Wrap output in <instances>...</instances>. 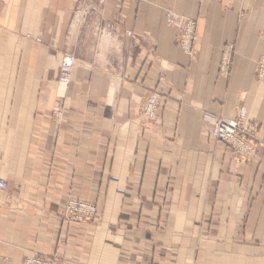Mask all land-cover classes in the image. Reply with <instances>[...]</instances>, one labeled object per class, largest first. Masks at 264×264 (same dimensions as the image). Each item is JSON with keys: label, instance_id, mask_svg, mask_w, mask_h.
I'll use <instances>...</instances> for the list:
<instances>
[{"label": "crops", "instance_id": "1", "mask_svg": "<svg viewBox=\"0 0 264 264\" xmlns=\"http://www.w3.org/2000/svg\"><path fill=\"white\" fill-rule=\"evenodd\" d=\"M81 2L0 0V264H264V148L237 163L208 119L244 104L264 137V0H100L97 18ZM166 9L197 21L194 57ZM151 91L163 99L146 125ZM70 198L99 219L66 221Z\"/></svg>", "mask_w": 264, "mask_h": 264}, {"label": "built area", "instance_id": "2", "mask_svg": "<svg viewBox=\"0 0 264 264\" xmlns=\"http://www.w3.org/2000/svg\"><path fill=\"white\" fill-rule=\"evenodd\" d=\"M167 24L171 27L177 28L179 30L178 42L180 46L190 53L192 49V44L195 40L196 32V21L185 16H182L175 11H167ZM30 37V36H29ZM75 58L72 56H65L62 60V71L65 73L63 82L66 85L69 82L70 74L72 68L75 64ZM161 96L159 94H151L143 108V115L147 120L156 119ZM237 120L220 118L217 120L215 132L212 135L222 142L233 146L241 155L251 158L253 149H255L254 143H247L245 139L244 132L239 129L243 120L247 119V110L245 108L240 109L238 112ZM243 134V135H242ZM242 135V136H241ZM232 147V149H234ZM8 188V182L5 179H0V189L6 191ZM61 215L68 222H78V223H94L99 217V211L97 204L93 201L82 200L77 198H70L67 200ZM23 264H70L68 260L64 258H58L55 256H46L40 254H31L27 257Z\"/></svg>", "mask_w": 264, "mask_h": 264}, {"label": "rangeland", "instance_id": "3", "mask_svg": "<svg viewBox=\"0 0 264 264\" xmlns=\"http://www.w3.org/2000/svg\"><path fill=\"white\" fill-rule=\"evenodd\" d=\"M81 1L82 2L80 3L79 8L77 9V12L81 13V17L84 16V17H89V18H97L98 15H99L100 0H81ZM89 1H91V4H90ZM167 11H174V10L166 9L165 10V18H167ZM182 16H184V15H182ZM92 23L89 24V25H85V28L91 29V32H90V40L91 41H95L96 45L99 47V45L101 44L102 36L104 35V33L100 32L102 30L101 26H99L98 24L97 25H94ZM197 27H198V25H197V21H196L195 40H194V43L192 44V49H190V53L191 54L187 53L191 57H194V55H195V44H196V40H197ZM172 28H174V27H172ZM175 29H177V28H175ZM128 33L131 34V32H128ZM178 37H179V30H178ZM178 37H177V43L180 46V42H178ZM233 48H234L233 45H229L227 47V52L223 55L222 60H221V63H220V70H221V73L224 76H228L230 74V71H231V68H232V63H233V52L232 51H233ZM65 56H72V57H74L75 58V61L77 63V56L73 52H65L62 55V58H61V61H60L59 67H58V79H59L60 82H63V78H66L65 77V73H63V71L61 69L62 68L61 62L65 58ZM76 63L74 64V66L72 68V71H71V74H70V78H69L68 84L72 80V72L74 70V67H75ZM255 78H256L257 82H259L260 84H264V54L261 55L258 58L257 62H256ZM151 94H159L161 96V98H160L161 99L160 100V106H159V110H158V114H157L156 119L158 118V115H159V112H160V108H161V102H162V99H163L162 98V94L160 92H158V91H151V92H148L145 95V97H144V99H143V101L141 103V106H140V120L142 121V123H144L146 125L151 124V123H153V122L156 121V119L147 120L144 117V115H143L144 104H145L147 98ZM242 108H245L247 110V119H245V120L242 121V123H241L242 128L240 127L239 130L241 132H244L245 139H246V142L247 143L248 142L251 143V144L254 143L255 149H253V153L254 154L251 155V158H248V157H245V156L241 155L233 146L232 147L234 149H232V147L229 146L228 144H226V143L222 142L221 140H219V138L217 139L213 135L212 136L218 142L224 143L226 146H228V147L231 148V151H232L234 160L237 163H246V164H248V163H252L256 159V157L258 156V154L260 153L261 149L264 148V137H261L260 138L258 136V133L260 132L259 125L257 123H255L252 119H250L248 108L244 104H241V105H239L237 107L235 116L232 117V118L231 117H222L221 116V117H213V118H209L208 117V119H209V122H210L209 123V127H210V131H211V134H212L213 131L215 132V128H216V124H217V120L218 119L225 118V119L237 120L236 118L238 117V112ZM97 207H98V204H97ZM98 211H99V209H98ZM89 223H91V222H89Z\"/></svg>", "mask_w": 264, "mask_h": 264}, {"label": "bare ground", "instance_id": "4", "mask_svg": "<svg viewBox=\"0 0 264 264\" xmlns=\"http://www.w3.org/2000/svg\"><path fill=\"white\" fill-rule=\"evenodd\" d=\"M191 19V18H190ZM182 48V47H181ZM183 49V48H182ZM184 50V49H183ZM185 52V51H184ZM63 84H65L66 85V83L65 82H63Z\"/></svg>", "mask_w": 264, "mask_h": 264}]
</instances>
